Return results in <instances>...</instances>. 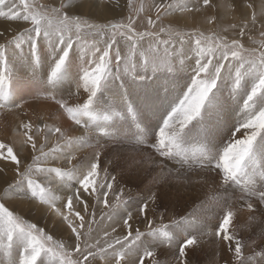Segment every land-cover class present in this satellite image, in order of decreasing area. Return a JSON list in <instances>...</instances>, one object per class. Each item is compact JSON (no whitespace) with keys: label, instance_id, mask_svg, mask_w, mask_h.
Listing matches in <instances>:
<instances>
[{"label":"snow or ice","instance_id":"obj_1","mask_svg":"<svg viewBox=\"0 0 264 264\" xmlns=\"http://www.w3.org/2000/svg\"><path fill=\"white\" fill-rule=\"evenodd\" d=\"M126 7L127 17L97 23L85 11L98 8L96 0H59L58 6L55 0H0V20L25 25L0 32V110H23L30 104L25 95L36 100L45 93L44 99L53 101L71 122L69 129L72 124L83 129L73 136L62 126L22 119L13 129L19 139L0 140V162H10L14 172L4 196L23 192L56 218L54 228L67 232L56 239L0 199V264H190L189 251L211 236L227 246L234 264H264V247L244 254L251 245L237 236L231 206L215 225L208 215H181L170 223L161 216L157 223L150 212L159 197L151 187L127 198L123 189L116 191L118 177L102 169L101 157L111 150L107 141L114 147L125 138L109 132L110 124H97L95 115L104 94L110 93L114 108L121 107L123 113L112 110L102 119L134 117L138 105L121 89L130 82L143 86L149 72L160 75L162 123L151 132L134 134L121 173L131 175L145 164L154 165L155 158L145 151L152 149L179 165L167 173L161 165L153 184L162 178L189 183L194 169L216 170L223 185H234L248 210L256 211L254 201L264 205V0L258 6L252 0L222 2L220 7L229 12L241 11L240 22L207 32L196 26L195 16L202 9H215L214 0H127ZM206 19L212 25L218 17ZM21 69L24 77L17 89ZM73 98L81 99L73 103ZM229 107L238 110V118L227 127L225 139L208 121ZM93 134L95 144L90 142ZM50 135L57 137L52 147L47 145ZM197 138L200 147L189 150L186 145ZM83 149L90 154L78 156ZM58 160L67 167L50 166ZM7 167L0 166V173ZM101 169L104 174L98 179ZM260 214L264 217V210ZM137 221L144 230L134 228ZM249 239L252 245L264 244V230ZM162 255L171 259L162 261Z\"/></svg>","mask_w":264,"mask_h":264},{"label":"rangeland","instance_id":"obj_2","mask_svg":"<svg viewBox=\"0 0 264 264\" xmlns=\"http://www.w3.org/2000/svg\"><path fill=\"white\" fill-rule=\"evenodd\" d=\"M39 2L45 3L48 2V0H39ZM74 2L80 3V0H74ZM222 2L234 3L238 2V0H214V4L216 5L215 9H202L200 13L196 14V26L207 32L209 30L219 31L232 23H239L242 15L241 11L238 8H234L229 12L219 6ZM252 2L258 6L260 0H252ZM55 3L58 6L59 0H55ZM96 4L98 5V8L85 10L90 12L88 18L97 23H106L107 20L110 19L120 20L128 15V9L126 7L127 0H105L103 4L101 3V0H96ZM69 11L71 12L72 10L70 9ZM248 11L249 13L251 12V10H247V12ZM210 15H216L218 17L217 21L212 25H209L206 19V17ZM24 26L25 25L22 22H12L10 24L9 22L0 20V32H4L5 29L8 28L15 31ZM235 31L238 33V29ZM5 34L11 35L12 33L9 31ZM232 34V30H230L228 35L231 36ZM243 42H245L246 46H250L247 42V37L243 38ZM19 76L20 81L16 85L17 89L22 86L24 77L23 69L19 71ZM180 76L183 77V74L181 73ZM180 82L183 83V80ZM162 83L163 79L160 75L153 76V74L149 72L148 79L143 81V86L137 87L130 82L126 90L121 89V92L127 91V99L130 103L138 105V111L134 117L121 114L113 120L104 121L102 117L105 115H111L112 110L123 113L121 107L114 108L111 94H104L101 103L97 106L95 112V115L98 117L96 123L100 125L110 124L111 127H108L107 130L124 137L125 143L116 144L113 147L114 142L101 141L102 143H108L109 148L111 149L110 151H106L101 157L102 169L107 168L112 174L118 177L115 188L116 191L123 189L125 198L129 195L139 196L151 187V190L156 192L159 197L157 206L154 208V213L150 212V216H153L157 223H159L161 216H163L165 223H170L172 220L179 219L181 215L188 216L189 218L193 215H208L212 217L211 223L215 225L218 224L223 212L231 206L232 210L235 212L233 227L237 236L244 240L248 245H251L250 247L245 248L244 254L247 256L251 255L253 251L259 252L261 248L264 247V244H260L259 246L252 245L249 237L256 239L261 230H264V217L260 214L261 211L264 210V205H260L258 202L254 201L256 211L250 212L244 204V201L239 199L240 193L235 186L223 185L217 176L216 170L201 171L199 169H194L189 173V183H184L182 180L176 181L175 179L162 178L160 183L153 184L152 178L161 173V165H163V173H167L169 169L174 170L175 168H178L179 165H177L175 161H169L158 157L152 149H146L145 151L150 152L155 158L156 163L154 165L145 164L143 170L138 173L134 172L131 175L127 172H124L123 174L121 173V168L124 165L122 157L126 154H130L128 143L134 141V134L145 129L148 132H151L162 123V115L164 114L163 106L165 104L163 99V88L161 87ZM117 84H119V82H117ZM170 87L172 86L170 85ZM45 95V93H40V98L36 100H33L31 95H25L24 99L29 100L30 104L29 106H26L23 111L16 110L14 107L11 112L0 110V140L11 143L13 139H19V137L14 136L13 129L22 119H31L34 123L39 124L47 122L54 126H62L70 135H81L83 129H79L78 126L74 124H72L69 129L67 125L71 122L67 121L66 117H62L61 113L56 111L58 106H56L53 101L44 99ZM64 95L65 97L67 96L66 90ZM173 95H175V93H173ZM83 98H86V94H84ZM78 99L81 98H73L72 102L75 103ZM17 102L19 103L20 101ZM115 103L118 104L119 102ZM25 113H27V116H25ZM237 113L238 110L233 111L229 107L226 110H221L218 114L213 113L208 122L219 135H225L226 139V129L228 126L235 123L238 118ZM8 118L11 119V122H9ZM240 135V133H237L238 137ZM96 139V135L93 134L91 135L90 142L95 144ZM198 140L199 138L191 140L186 147H188L189 150L199 148L200 143ZM56 141L57 137L50 135L47 140L48 147H52ZM84 153L90 154V150L83 149L80 153H77V155L81 156ZM21 155H26V153L22 152ZM109 161H111V163H109ZM28 162H30V159ZM4 164H7L8 167L6 173H0V199H6L8 201V206L11 209H15L18 214L29 222L36 223L39 227L45 228L49 234L54 235V238L59 239L61 237H66V231L60 228H54L53 220L56 218L50 215L45 209V206L26 197L23 192L20 196H4L3 188L6 187L7 184L12 183L14 179L12 165L10 162H0V166H4ZM50 166L67 167L63 160L50 161ZM102 169L99 172L98 179L103 177L104 173ZM197 173H199V175H197ZM53 187H56L55 180H53ZM59 194L63 193L59 192ZM109 199L113 200L114 197L110 194ZM100 210V208H97V216L100 215ZM135 227L144 230L145 225L140 221H137L134 224V228ZM201 244L202 247L197 248L195 252L189 251L188 258L190 256L192 257L189 259L190 264H214L210 259L212 257H209L212 252H215V257L219 260L217 264H225L226 260L233 261L234 264L233 254L228 252L227 246L218 241L214 236L203 237ZM219 247H223V252L217 250ZM160 259L164 261L165 259H171V257L166 258L162 255Z\"/></svg>","mask_w":264,"mask_h":264},{"label":"bare ground","instance_id":"obj_3","mask_svg":"<svg viewBox=\"0 0 264 264\" xmlns=\"http://www.w3.org/2000/svg\"><path fill=\"white\" fill-rule=\"evenodd\" d=\"M235 3V2H234ZM220 6V5H219ZM86 11V10H85ZM110 12V11H109ZM249 12V11H248ZM227 18V17H226ZM41 108V107H40ZM23 111V110H22ZM48 115V114H47ZM47 117V116H46ZM8 120H9V122H11V119H9L8 118ZM19 121V120H18ZM67 123V122H66ZM65 125V124H64ZM11 126V125H10ZM13 126V125H12ZM7 129V128H6ZM7 131V130H6ZM112 146V145H111ZM143 228V227H142ZM208 250V249H207ZM218 251H220V252H223V247H219L218 249H217ZM216 250V251H217ZM217 251V252H218ZM215 252H212V254H211V256L209 255V257H212V258H210L211 259V261L214 263V264H217L218 262H219V260H218V258L217 257H215ZM214 256V257H213ZM192 257L190 256L189 257V259H191Z\"/></svg>","mask_w":264,"mask_h":264}]
</instances>
